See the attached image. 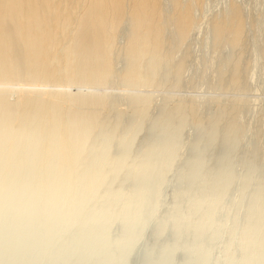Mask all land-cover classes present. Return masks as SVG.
<instances>
[{"label": "rangeland", "instance_id": "obj_1", "mask_svg": "<svg viewBox=\"0 0 264 264\" xmlns=\"http://www.w3.org/2000/svg\"><path fill=\"white\" fill-rule=\"evenodd\" d=\"M164 1L161 51H135L130 60L133 27L124 20L106 84L34 85L35 102L0 136V264L16 252L37 264H104L109 256L112 264H230L249 254L238 251L248 226L264 234V0H179L195 21L185 40L176 34L175 0ZM234 8L245 24L238 48L228 34L214 36ZM130 67L143 74L132 86L123 78ZM20 83L9 108L32 87ZM77 90L108 98L103 109L81 110L99 116L80 148L67 139L76 108L46 103ZM41 105L57 116L36 113Z\"/></svg>", "mask_w": 264, "mask_h": 264}, {"label": "bare ground", "instance_id": "obj_2", "mask_svg": "<svg viewBox=\"0 0 264 264\" xmlns=\"http://www.w3.org/2000/svg\"><path fill=\"white\" fill-rule=\"evenodd\" d=\"M178 1L175 0L176 14L173 21L177 37L185 40L194 28L195 21L191 6L185 8L183 5L180 6ZM164 2L167 1L0 0V136L9 129L10 123L16 119L20 111L35 102V97L39 94L32 89L34 85L49 83L63 85L66 82L67 86L73 88H96L106 84L107 77L113 71L110 59L113 39L124 20L128 19L130 21L128 23H132L133 27L128 47L130 60L135 51L142 56L149 50L161 51L166 44L164 43L166 35H164L166 29ZM243 24L240 11L234 8L230 22L219 25L214 36L222 39L228 34V37H232L230 38L232 46L235 45L238 48V44L242 43L241 34L244 35L245 32V24L244 26ZM118 30L116 36L120 32V29ZM129 70L130 72L127 76L123 75V78L125 80L127 78L126 84L132 86L134 80L143 74L140 75L136 67H130ZM20 82L29 83L28 85L31 84L32 87L28 91L20 92L18 104L16 103L14 108H9L6 102L7 96L13 86L17 83L21 85ZM27 87L30 88V86ZM78 91L65 95L61 101H58L59 95L50 94L49 101L46 103L55 107L68 103L76 108L69 113L70 125L67 127V139L73 138L76 142L78 141L75 144H79L76 147L80 148L79 141L86 132L97 126L95 123L99 116L95 112L93 114L81 110L96 107V105L102 106L100 108L103 109L108 98L104 94L101 96L97 93L96 95H81ZM132 100V103L138 101ZM46 106L41 105L36 113L56 117L58 112H47ZM36 128L38 127L34 126L33 131H36ZM5 144V141L0 140V147ZM141 200L138 196L134 199V205L141 203ZM73 212L74 210L69 217ZM144 214V211H141L135 216L136 223L142 219ZM214 214L215 210L211 208L205 221L210 222ZM38 227L36 231L39 230ZM203 230L209 233V229L204 228ZM262 230L261 225L248 226L245 233L246 238L238 251L242 253L248 251L249 254L241 262H236L233 257L228 258L227 262L230 264H264V234H260ZM138 231V227L131 229V237ZM235 233L236 231L231 236H235ZM81 237L82 235H78L77 239ZM258 237V241L253 243ZM133 246H135L133 243L127 242L123 249L129 248L130 252ZM230 246L231 244L228 243L225 249ZM3 252L4 249L0 246V253ZM50 257L55 258L56 256ZM13 259L11 264H37L34 260L35 256H20L19 252L14 254ZM113 260L114 258L109 256L104 260V264H112ZM124 262L122 261L121 264Z\"/></svg>", "mask_w": 264, "mask_h": 264}]
</instances>
